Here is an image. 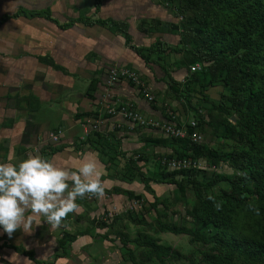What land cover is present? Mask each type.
Here are the masks:
<instances>
[{
	"label": "rangeland",
	"instance_id": "374dc122",
	"mask_svg": "<svg viewBox=\"0 0 264 264\" xmlns=\"http://www.w3.org/2000/svg\"><path fill=\"white\" fill-rule=\"evenodd\" d=\"M102 1L97 10L96 0H0V19L19 8H49L52 18L12 17L0 27V132H5L1 127L15 121L26 123L21 138L17 133L8 138L5 133L0 135V163L18 164L30 155H41L45 148L60 145L92 150L104 163V198L78 200L79 213H70L59 227L53 228L42 216L39 224H33L38 237L49 238L50 252L44 260L56 264H160L149 260L146 251L134 242L142 232L178 251L171 264H193L200 254L190 236L162 231L160 224L195 227L191 211L201 196H221L232 185L221 181L201 192L190 185L183 193L176 183L161 181L163 174L171 172L163 165V158L179 156L180 147L162 130L124 118L118 111L127 106L148 120L168 119L174 114L182 124L195 120L203 143L226 157L234 148V141L226 137L227 123L236 128L238 118L218 107L226 92L221 82L205 88L193 83L190 101L172 92L171 78L184 75L175 79L185 83L192 60L183 50L162 51L167 46H184L183 17L176 15L178 0ZM109 18L126 24L109 27L89 23ZM71 20L70 26L59 25ZM121 29H127L132 42L150 55V63L128 47ZM52 60L59 68L49 64ZM122 69L134 72L137 80L112 77V71ZM93 80H98L95 90L90 87ZM133 99L160 110L163 117L154 118ZM192 159L199 163L198 180L203 184L219 175L236 179L240 175L228 160L214 165L205 157ZM141 174L151 178L150 182L144 183ZM116 187L133 195L113 191ZM64 232L77 239L68 247L67 256L56 258V253H62L59 240ZM124 235L128 242H124ZM4 243L10 244L12 239Z\"/></svg>",
	"mask_w": 264,
	"mask_h": 264
},
{
	"label": "trees",
	"instance_id": "16d2710c",
	"mask_svg": "<svg viewBox=\"0 0 264 264\" xmlns=\"http://www.w3.org/2000/svg\"><path fill=\"white\" fill-rule=\"evenodd\" d=\"M101 2L102 0H96L97 10L100 9ZM176 15L183 17L181 43L184 46L177 49L167 46L162 51L183 50L192 56V60L189 65L190 75L185 83L171 78L172 92L178 98L190 101L189 96L194 91L193 83L204 88L217 82L223 83L226 92L222 93L218 107L225 114L237 116L236 125L239 129L234 128L230 121L227 123L226 137L234 141V148L226 157L203 142L196 143L191 139V134L199 129L198 122L193 127L190 122L182 124L177 118L178 125L186 128L187 136H171L175 146L181 149L179 156L173 158L205 157L214 165L228 160L240 175L237 179L219 175L203 184L198 180L201 173L199 168L174 170L163 174L161 181L176 183L183 193L190 185L199 192L202 188H211L221 181H229L232 186L231 190L221 196L206 198L200 194L199 203L191 211L195 227L161 223L160 229L190 236V242L200 254L197 261H191L193 264H264V0H178ZM20 16L52 19L49 8L35 11L19 8L13 14H6L1 18L0 27L10 18ZM73 22L71 20L59 25L64 28ZM98 22L109 27L126 24L112 18L89 20L92 24ZM120 31L125 34L128 47L146 63H150V55L132 42L127 29ZM196 62H202L205 66L201 71L191 72L190 66ZM49 64L59 68L53 60ZM97 85L98 80H93L90 87L95 90ZM197 109L202 114L203 110ZM200 117L203 118L202 115ZM106 141L110 143L109 140ZM66 147L68 146H50L41 155L50 159L51 155ZM113 152L118 153L117 147ZM178 176H181L180 180ZM128 177L132 176L128 174ZM140 177L144 183L150 182L151 178L144 174ZM114 190L133 195L131 191L120 190L119 187ZM123 237L124 242H128L129 237ZM76 239V235L64 232L59 240L62 253H56L55 257L67 256L68 247ZM134 242L146 251L149 260L155 259L160 264H171L179 256L177 250L148 233L140 232ZM3 247L15 249L35 264H56L38 259L33 250L22 245L4 243L0 245V248ZM131 257L137 262L132 251Z\"/></svg>",
	"mask_w": 264,
	"mask_h": 264
},
{
	"label": "clouds",
	"instance_id": "9594fccd",
	"mask_svg": "<svg viewBox=\"0 0 264 264\" xmlns=\"http://www.w3.org/2000/svg\"><path fill=\"white\" fill-rule=\"evenodd\" d=\"M105 195L101 173L92 159L72 172L39 154L18 164L0 163V227L9 237L21 228L31 232L38 216L59 227L70 213H79L78 200Z\"/></svg>",
	"mask_w": 264,
	"mask_h": 264
},
{
	"label": "crops",
	"instance_id": "0c3cea01",
	"mask_svg": "<svg viewBox=\"0 0 264 264\" xmlns=\"http://www.w3.org/2000/svg\"><path fill=\"white\" fill-rule=\"evenodd\" d=\"M102 5H103V1L101 2V7ZM176 77H175L176 79L180 80L184 78V75H179V77L178 76ZM133 101L137 103L142 109L149 112V114H151V116H153L154 118L156 117L157 119L163 117V114L160 110L155 109L154 107H151L143 103L141 100L133 99ZM12 117L13 116H11V119H13ZM114 117H117V119L119 120L118 116H114ZM25 127H26V123L22 121H18V122L15 121L12 125L1 127V129L4 130L5 132H0V135L2 136V134L5 133V137L8 138L11 137V134L17 133L21 138L25 130ZM153 137H159V136L154 134ZM88 159H92L97 162L98 171L101 173V178H104L105 176L104 163L98 157L97 153L92 152V150L80 151L79 149H74L73 147L68 146L63 150L58 151L50 158V160H52L54 163L62 167H65L69 172L76 171L81 166V164ZM111 178L112 177H110L109 179ZM38 218L39 216L36 218V222H34L33 224L37 223ZM34 226L35 225L32 226V229L30 230L31 232H25L22 228L17 229L10 237L12 239V243H10L9 245L12 244L17 246L22 245L28 250H33L38 259L44 260L46 259L45 255L47 256L48 255L47 253L50 252V245L48 244L49 238L42 239V236L38 237V234L35 233L37 228L35 229ZM8 238H9L8 234L4 232L3 228H0V245L4 244V241H7ZM24 243L25 245H23ZM0 264H35V262L29 259L27 256L17 252L15 249L11 247H3L0 248Z\"/></svg>",
	"mask_w": 264,
	"mask_h": 264
},
{
	"label": "built area",
	"instance_id": "2783aa9c",
	"mask_svg": "<svg viewBox=\"0 0 264 264\" xmlns=\"http://www.w3.org/2000/svg\"><path fill=\"white\" fill-rule=\"evenodd\" d=\"M191 72H197L202 69V66L200 63H195L190 66ZM128 76L129 78H132L133 80H137V76L134 72H131L130 70L122 69V70H114L112 71V77L118 78V76ZM153 97L150 96V99ZM112 113H116V111H111ZM118 114L121 115L124 118H128L130 120L139 122L142 125H151L157 129L162 130L163 132L167 133L170 136L173 137H185L187 136L186 128L180 127L177 123V115H171L168 119H162V120H154L150 119L148 120L146 117H144L142 114H140L139 111L131 109L127 106H122ZM191 125L193 127L197 126V121L192 120L190 121ZM191 139L196 143H202L203 135L195 131L191 134ZM163 165L167 166L171 171L174 170H181V169H190V168H197L200 167L197 160H193L192 158H163L162 160Z\"/></svg>",
	"mask_w": 264,
	"mask_h": 264
}]
</instances>
